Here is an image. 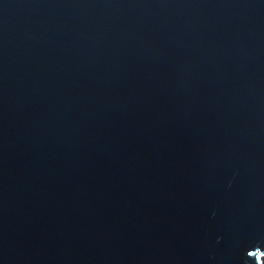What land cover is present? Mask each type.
<instances>
[{
	"label": "water",
	"instance_id": "95a60500",
	"mask_svg": "<svg viewBox=\"0 0 264 264\" xmlns=\"http://www.w3.org/2000/svg\"><path fill=\"white\" fill-rule=\"evenodd\" d=\"M0 264H264V0H0Z\"/></svg>",
	"mask_w": 264,
	"mask_h": 264
}]
</instances>
